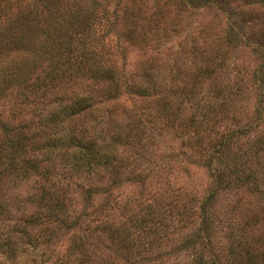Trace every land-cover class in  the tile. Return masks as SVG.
Wrapping results in <instances>:
<instances>
[{"label": "trees", "instance_id": "1", "mask_svg": "<svg viewBox=\"0 0 264 264\" xmlns=\"http://www.w3.org/2000/svg\"><path fill=\"white\" fill-rule=\"evenodd\" d=\"M255 194L264 0H0V264H264Z\"/></svg>", "mask_w": 264, "mask_h": 264}, {"label": "rangeland", "instance_id": "2", "mask_svg": "<svg viewBox=\"0 0 264 264\" xmlns=\"http://www.w3.org/2000/svg\"><path fill=\"white\" fill-rule=\"evenodd\" d=\"M84 0H61V4L63 6H65L66 8H70V9H75L76 8V5L77 4H81V2H83ZM80 2V3H79ZM148 4L150 5V0H148ZM210 16L209 15H203L201 16V20H207L209 19ZM113 47V45H112ZM143 62V59L140 55L138 54H133L131 55L128 60H127V63L129 65V67H133V66H138L139 64H141ZM166 146L172 148V149H176L177 148V142H174L172 144H167L166 143ZM185 156L184 158L181 156L179 157V160L180 162H177V161H173L172 162V170L176 171L175 174L177 173H180L181 172H186V177L187 178V182H191V181H194L192 182V184L194 185H200V187L197 186V188L199 190H202V188L204 189L203 187V184L206 183V180H205V173L203 171V169L199 168V167H195V166H192V165H187L186 162H189V160L187 161V159L185 160ZM191 180V181H190ZM181 183L180 182H177L174 184L175 187H177L178 185H180ZM233 196H237L236 193H232ZM222 195L219 196V202L217 203L218 207H217V214L221 211L223 205H227V201L222 198ZM236 198V197H234ZM246 198L249 200V202H253V203H256V201H260V202H264V199H259L258 198V195L255 194V195H247ZM222 239V238H220ZM223 241V239H222ZM191 260V259H190Z\"/></svg>", "mask_w": 264, "mask_h": 264}]
</instances>
